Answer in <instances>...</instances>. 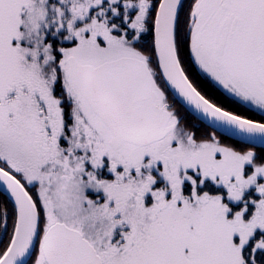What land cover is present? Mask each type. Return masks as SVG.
I'll list each match as a JSON object with an SVG mask.
<instances>
[{"label": "snow or ice", "instance_id": "snow-or-ice-1", "mask_svg": "<svg viewBox=\"0 0 264 264\" xmlns=\"http://www.w3.org/2000/svg\"><path fill=\"white\" fill-rule=\"evenodd\" d=\"M0 264H264V0H0Z\"/></svg>", "mask_w": 264, "mask_h": 264}, {"label": "trees", "instance_id": "trees-1", "mask_svg": "<svg viewBox=\"0 0 264 264\" xmlns=\"http://www.w3.org/2000/svg\"><path fill=\"white\" fill-rule=\"evenodd\" d=\"M177 110H178V112L180 113L181 116H184L188 120L189 123H193L194 122V121L191 120V117H188L187 114L182 109L179 108V106H177Z\"/></svg>", "mask_w": 264, "mask_h": 264}]
</instances>
